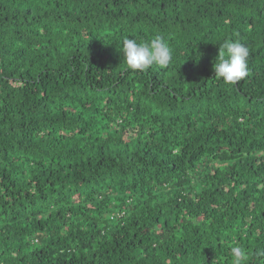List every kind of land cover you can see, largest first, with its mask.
Segmentation results:
<instances>
[{"label": "trees", "instance_id": "16d2710c", "mask_svg": "<svg viewBox=\"0 0 264 264\" xmlns=\"http://www.w3.org/2000/svg\"><path fill=\"white\" fill-rule=\"evenodd\" d=\"M160 36L166 68L122 41ZM225 40L248 76L215 77ZM264 264V0H0V264Z\"/></svg>", "mask_w": 264, "mask_h": 264}, {"label": "clouds", "instance_id": "9594fccd", "mask_svg": "<svg viewBox=\"0 0 264 264\" xmlns=\"http://www.w3.org/2000/svg\"><path fill=\"white\" fill-rule=\"evenodd\" d=\"M122 52L127 67L133 71H146L153 64L166 68L172 63L173 52L160 36L150 42H138L135 38L122 41ZM250 50L240 41L225 40L220 44L216 63L213 65L215 77L222 78L226 84L236 85L248 76V57ZM233 264H244L246 252L239 246L231 249Z\"/></svg>", "mask_w": 264, "mask_h": 264}]
</instances>
